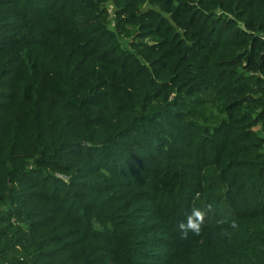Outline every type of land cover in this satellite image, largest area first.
I'll use <instances>...</instances> for the list:
<instances>
[{"label":"trees","instance_id":"obj_1","mask_svg":"<svg viewBox=\"0 0 264 264\" xmlns=\"http://www.w3.org/2000/svg\"><path fill=\"white\" fill-rule=\"evenodd\" d=\"M0 264H264V0H0Z\"/></svg>","mask_w":264,"mask_h":264},{"label":"clouds","instance_id":"obj_2","mask_svg":"<svg viewBox=\"0 0 264 264\" xmlns=\"http://www.w3.org/2000/svg\"><path fill=\"white\" fill-rule=\"evenodd\" d=\"M195 217V219H193ZM203 221V213L200 211H194L192 215L187 217V225L184 222H180V228L185 232L187 230H192L194 232H199L200 223Z\"/></svg>","mask_w":264,"mask_h":264},{"label":"rangeland","instance_id":"obj_3","mask_svg":"<svg viewBox=\"0 0 264 264\" xmlns=\"http://www.w3.org/2000/svg\"><path fill=\"white\" fill-rule=\"evenodd\" d=\"M111 7H112V6H111V4H110V3H108V8H109V10H111Z\"/></svg>","mask_w":264,"mask_h":264}]
</instances>
